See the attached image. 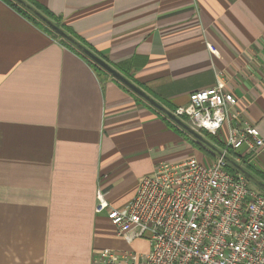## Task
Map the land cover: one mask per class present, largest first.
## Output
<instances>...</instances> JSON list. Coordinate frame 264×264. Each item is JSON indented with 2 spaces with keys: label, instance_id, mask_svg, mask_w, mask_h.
<instances>
[{
  "label": "crops",
  "instance_id": "1",
  "mask_svg": "<svg viewBox=\"0 0 264 264\" xmlns=\"http://www.w3.org/2000/svg\"><path fill=\"white\" fill-rule=\"evenodd\" d=\"M34 1L169 111L220 72L264 139V0ZM191 137L0 0V264L131 248L97 191L123 207L160 161L203 160Z\"/></svg>",
  "mask_w": 264,
  "mask_h": 264
},
{
  "label": "built area",
  "instance_id": "2",
  "mask_svg": "<svg viewBox=\"0 0 264 264\" xmlns=\"http://www.w3.org/2000/svg\"><path fill=\"white\" fill-rule=\"evenodd\" d=\"M243 111L219 72L214 85L192 91L171 113L249 166L264 139ZM227 165L216 155L207 163L195 157L160 161L121 208L98 190L95 212L104 213L126 243L146 237L147 248L97 249L90 264H264V192Z\"/></svg>",
  "mask_w": 264,
  "mask_h": 264
},
{
  "label": "water",
  "instance_id": "3",
  "mask_svg": "<svg viewBox=\"0 0 264 264\" xmlns=\"http://www.w3.org/2000/svg\"><path fill=\"white\" fill-rule=\"evenodd\" d=\"M14 1L20 4L26 10H28L31 14H33L37 19L43 22L46 26L51 28L54 32H56L59 36H61L68 44L72 45L74 48L80 51L85 57H87L97 66H99L102 70L110 74L117 81H119L124 86H126L128 89H130L132 92L137 94L140 98H142L147 103H149L151 106H153L156 110L161 112L166 118L174 122L183 131H185L187 134L192 136L196 141H198L204 147H206L210 152H212L216 156L222 157L230 167H232L236 172H239L240 174H242L249 182H251L252 184H254L255 186H257L258 188L264 191V182L262 180H260L257 176H255L249 170L245 169L241 164L233 160L229 155L223 153L222 150L216 147L208 139L204 138V136L200 132L194 130L193 128L188 126L186 123H184L181 119L174 116L171 113V111H169L159 102H157L154 98H152L149 94H147L143 89H141L140 87L135 85L133 82H131L127 77H125L122 73H120L118 70L112 67L108 62H106L102 57L98 56L93 51H91L88 47H86L81 42L76 40L74 37L68 34L61 27L56 25L53 21H51L49 18H47L45 15H43L40 11L35 9L32 5H30L25 0H14Z\"/></svg>",
  "mask_w": 264,
  "mask_h": 264
},
{
  "label": "trees",
  "instance_id": "4",
  "mask_svg": "<svg viewBox=\"0 0 264 264\" xmlns=\"http://www.w3.org/2000/svg\"><path fill=\"white\" fill-rule=\"evenodd\" d=\"M8 4H10L11 6H13L15 9H17L19 12H21L25 17H27L28 19H30L31 21H33L35 24H37L38 26H40L45 32H47L49 35H51L52 37L56 38L59 40V42L68 47L69 49H71L72 51H74L75 53H77L78 55H80L82 58H84L96 71L99 72H103L105 74H107L104 70H102L99 66H97L95 63H93L91 60H89L87 57H85L80 51H78L76 48H74L72 45L68 44L61 36H59L56 32H54L51 28H49L48 26H46L43 22H41L39 19H37L33 14H31L28 10H26L24 7H22L20 4H18L17 2H15L14 0H5ZM26 2H28L30 5H32L35 9H37L38 11H40L43 15H45L47 18H49L51 21H53L56 25H58L59 27H61L63 30H65L68 34H70L72 37H74L76 40H78L79 42H81L83 45H85L86 47H88L91 51V47L88 46V44H86L80 37H78L72 30L71 28H69V26H67L64 22H62V20L58 17L55 16L54 14H52L50 11H48L46 8L40 6L39 4H37L34 0H25ZM98 55V54H97ZM100 56V55H98ZM185 132V131H183ZM186 133V132H185ZM204 136H206L209 141L214 140L215 142L219 143L218 140L213 137L210 136L209 134L202 132ZM192 138V137H191ZM194 143L195 146L201 150L203 153H205L206 155L212 156V158L215 156L212 152H210L206 147H204L201 143H199L198 141H196L195 139H191ZM222 146V143H219ZM223 147V146H222ZM227 153L230 155H233V151L232 150H227ZM249 167V166H248ZM226 169L232 173H235L236 171L227 165ZM250 171L253 173L252 169L250 168ZM255 176H257L260 180L264 181V177H261L260 175H257L256 173H253ZM249 184L253 187H255L256 189L264 192L263 190H261L260 188H258L257 186H255L254 184H252L251 182H249Z\"/></svg>",
  "mask_w": 264,
  "mask_h": 264
},
{
  "label": "rangeland",
  "instance_id": "5",
  "mask_svg": "<svg viewBox=\"0 0 264 264\" xmlns=\"http://www.w3.org/2000/svg\"><path fill=\"white\" fill-rule=\"evenodd\" d=\"M204 138H207L206 136H204ZM211 143H213L216 147H218L219 149H222V146L219 144V143H217V142H215L214 140H211L210 141ZM202 153V155H203V161L205 162V163H207L208 162V160H210V159H212V156H209V155H207L206 156V154L205 153H203V152H201ZM245 169H247V170H249L250 171V167H248V166H243ZM251 172V171H250ZM133 244H131V248L132 249H135V250H138V251H140V252H143V251H145V249L147 248L146 246H147V239H146V237H144V238H139V239H136V240H134L133 242H132Z\"/></svg>",
  "mask_w": 264,
  "mask_h": 264
}]
</instances>
